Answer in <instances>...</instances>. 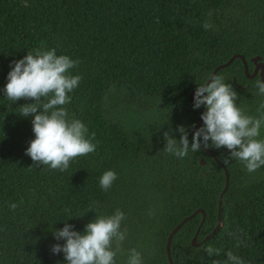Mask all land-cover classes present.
Segmentation results:
<instances>
[{"label":"trees","instance_id":"1","mask_svg":"<svg viewBox=\"0 0 264 264\" xmlns=\"http://www.w3.org/2000/svg\"><path fill=\"white\" fill-rule=\"evenodd\" d=\"M37 48L79 61L69 73L82 79L63 107L86 125V138L95 133V151L64 171L34 165L26 154L35 138L32 117L20 115L22 104L34 101L4 94L14 61ZM235 54L250 71L251 58L264 59V0H0V264H68L62 251H51L65 243L54 231L67 223L83 233L96 215L117 209L127 237L116 264H127L133 248L142 264H170V233L199 208L206 219L197 242L204 240L218 222L225 170L202 147L184 158L164 151V133L179 140L182 125L191 143L203 105L194 108L190 93ZM216 75L234 87L246 115H264L260 78H247L241 58ZM207 148L230 172L223 224L194 246L198 213L174 235L172 259L232 264L231 251L243 264H264V166L249 173L227 149ZM107 170L117 179L105 191L99 181ZM209 246L220 254L209 256Z\"/></svg>","mask_w":264,"mask_h":264},{"label":"clouds","instance_id":"2","mask_svg":"<svg viewBox=\"0 0 264 264\" xmlns=\"http://www.w3.org/2000/svg\"><path fill=\"white\" fill-rule=\"evenodd\" d=\"M203 27L207 30L212 25L205 22ZM78 64V60L67 55H57L55 48H37L14 61L8 73L4 89L6 97L11 101L21 98L34 101L22 104L20 112L23 117H32L35 138L26 154L30 155L34 165L43 164L64 171L71 160L96 149L92 143L95 133L86 138V125L79 119L69 118L68 110L63 107L70 102L68 93L76 89L82 79L80 75L69 73ZM255 86L258 93L264 95V79H257ZM237 99V91L225 83L222 76L213 75L209 82L199 84L193 107H206L201 115L203 125L193 131L191 143L189 129L182 125L176 129L180 133L179 140L165 132L164 151L184 158L190 150L200 151L202 144L205 148H225L231 158L244 164L247 172H256L264 166V139L259 138L264 127V115H246L238 107ZM261 108H264V103ZM116 179V172L107 170L100 178V187L107 191ZM10 207L14 210L17 205L12 203ZM124 219L125 214L120 209L111 215H96L86 224L83 233L65 223L62 229L53 233L57 240L64 239L65 243L53 245L51 251H62L68 264H116V257L123 251L121 246L127 237V230H121ZM204 251L209 256L220 254L219 249L211 246ZM227 259L232 264H243L241 258L231 251L227 252ZM127 264H142V256L137 249L129 250Z\"/></svg>","mask_w":264,"mask_h":264},{"label":"water","instance_id":"3","mask_svg":"<svg viewBox=\"0 0 264 264\" xmlns=\"http://www.w3.org/2000/svg\"><path fill=\"white\" fill-rule=\"evenodd\" d=\"M236 58H241V59L243 60V62H244V66H245V73H246V76H247V77H249V78H253V77H255V75H257V73H258V71H259V68H262L261 79H264V62L261 61V60H262V56H260V55H257V56H255V57H253V58L251 59L252 62L256 65V67H255V71H254L253 73H250V71H249L248 61H247L246 57H245L244 55H242V54H235V55H233V56H232L227 62H225V63H223V64L217 66V67L213 70L211 76L216 75L217 72H218L220 69H223V68L229 66V65H230V64H231ZM259 61H261V63H260ZM211 76H210V77H211ZM209 79H210V78H209ZM207 82H209V80H208ZM207 82H206V83H207ZM195 91H196V89H194V90L190 93V101H191V104H192V105H194V94H195ZM204 108H205V106L203 105L202 108H201L200 114H199V116H198V118H197V120H196V125H195V127H194L195 129H198L199 126L202 125V124L204 123L203 120L201 119V115H202V113H203V111H204ZM201 147H202V149H203L204 151H207V152H209L210 154L213 155L214 159H215V160H216V161H217V162H218V163L224 168V170H225V174H226V182H225V186H224V188H223V190H222V192H221V194H220V196H219L218 222H217V225H216L215 229H214L209 235H207V236L204 238V240H202V241H200V242H197V234H198V232L200 231V229H201V227H202V225L204 224L205 219H206V211H205L203 208H199V209L196 210L194 213H192L191 215L185 217L180 223H178L177 226H176V227L172 230V232L170 233V235H169V237H168V240H167V246H166V247H167V255H168V259H169V261H170V264H175L174 261H173V259H172V256H171V243H172V239H173L174 235L178 232V230L182 227V225H183L185 222H187L188 220L194 218L198 213H201V214H202V220H201V222H200V225H199V227H198V230H197V232H196V235H195V236L193 237V239H192V243H193V245H194V246H197V247L200 246V245H202L203 242H204L205 240L209 239V238H210V237H211V236H212L217 230L220 229V227H221L222 224H223V221H222L223 197H224L225 193L227 192L228 187H229V184H230V172H229L227 166H226L224 163H222V162L218 159V157L216 156V154H215L212 150H210V149H208V148H205V147L203 146V144H202ZM200 163H201V164H205V163H206V160H204V159L201 157V158H200Z\"/></svg>","mask_w":264,"mask_h":264},{"label":"flooded vegetation","instance_id":"4","mask_svg":"<svg viewBox=\"0 0 264 264\" xmlns=\"http://www.w3.org/2000/svg\"><path fill=\"white\" fill-rule=\"evenodd\" d=\"M252 59V58H251ZM250 59V61L252 62V60ZM262 62H264V59H263V57H262V60H261ZM261 61H259L260 63H261ZM252 64H253V68H252V71H250V73H253L254 71H255V67H256V65L252 62ZM248 66H249V62H248ZM261 72H262V68H259V71H258V73H257V75H255V77H253V78H249V77H247V78H249V79H255L256 77H259L260 79H261ZM246 74V73H245ZM234 82H235V84L237 85V86H239V87H242V88H245L246 86H242L241 84H239V83H237V81H236V79L234 78ZM203 125V124H202ZM202 125H200L199 126V128L202 126ZM201 158V157H200Z\"/></svg>","mask_w":264,"mask_h":264},{"label":"rangeland","instance_id":"5","mask_svg":"<svg viewBox=\"0 0 264 264\" xmlns=\"http://www.w3.org/2000/svg\"><path fill=\"white\" fill-rule=\"evenodd\" d=\"M126 99H127V98H126ZM126 99H125V100H126Z\"/></svg>","mask_w":264,"mask_h":264}]
</instances>
